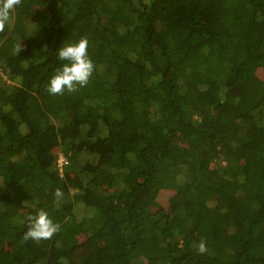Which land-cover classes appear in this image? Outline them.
I'll return each mask as SVG.
<instances>
[{
  "label": "trees",
  "instance_id": "1",
  "mask_svg": "<svg viewBox=\"0 0 264 264\" xmlns=\"http://www.w3.org/2000/svg\"><path fill=\"white\" fill-rule=\"evenodd\" d=\"M82 38L89 83L49 94ZM40 209L60 230L25 240ZM100 256L264 264V0H20L0 27V264Z\"/></svg>",
  "mask_w": 264,
  "mask_h": 264
},
{
  "label": "clouds",
  "instance_id": "2",
  "mask_svg": "<svg viewBox=\"0 0 264 264\" xmlns=\"http://www.w3.org/2000/svg\"><path fill=\"white\" fill-rule=\"evenodd\" d=\"M20 0H0V27L9 20L11 11L18 6ZM88 40L82 38L78 42H62L56 49L57 59L61 62L47 83V92L51 95H63L66 91H76L78 87H85L90 81L95 65L88 55ZM22 44L14 49L15 54H20ZM62 155V154H60ZM57 199L63 196L60 189L55 192ZM60 230V225L55 223L44 209L27 216V230L24 239L46 240L50 239ZM200 253L207 251L205 241L198 247Z\"/></svg>",
  "mask_w": 264,
  "mask_h": 264
},
{
  "label": "rangeland",
  "instance_id": "3",
  "mask_svg": "<svg viewBox=\"0 0 264 264\" xmlns=\"http://www.w3.org/2000/svg\"><path fill=\"white\" fill-rule=\"evenodd\" d=\"M260 75L262 76V72L260 71L259 72ZM251 145H246L245 148H250ZM171 190V189H170ZM173 191H169V190H166L164 189L163 192L160 194V196L158 197L157 199V204H153L154 206V209H157V208H165V209H168V199L169 197H171L173 195ZM95 263H98V264H108V260H104V258L102 256L100 257H97L95 260Z\"/></svg>",
  "mask_w": 264,
  "mask_h": 264
},
{
  "label": "built area",
  "instance_id": "4",
  "mask_svg": "<svg viewBox=\"0 0 264 264\" xmlns=\"http://www.w3.org/2000/svg\"><path fill=\"white\" fill-rule=\"evenodd\" d=\"M65 163H67L66 159L64 158L63 155H60L58 158L57 164L61 172L63 171V166Z\"/></svg>",
  "mask_w": 264,
  "mask_h": 264
}]
</instances>
